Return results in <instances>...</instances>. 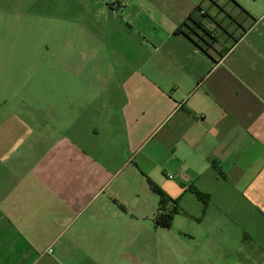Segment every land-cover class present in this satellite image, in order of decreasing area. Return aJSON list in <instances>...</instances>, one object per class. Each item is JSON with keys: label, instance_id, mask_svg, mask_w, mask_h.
I'll use <instances>...</instances> for the list:
<instances>
[{"label": "crops", "instance_id": "0c3cea01", "mask_svg": "<svg viewBox=\"0 0 264 264\" xmlns=\"http://www.w3.org/2000/svg\"><path fill=\"white\" fill-rule=\"evenodd\" d=\"M208 1L139 0L147 19L88 2L89 22L55 23L39 96L10 49L30 35H0L22 73L0 97V264H264V0ZM191 14L206 32L176 31ZM152 184L189 239H161Z\"/></svg>", "mask_w": 264, "mask_h": 264}, {"label": "rangeland", "instance_id": "374dc122", "mask_svg": "<svg viewBox=\"0 0 264 264\" xmlns=\"http://www.w3.org/2000/svg\"><path fill=\"white\" fill-rule=\"evenodd\" d=\"M4 0H1L0 4V22L2 19H8L10 28L14 26V29L8 30V25L2 26L0 29V35H30L28 38H16L10 41V49L13 51H29L30 61L32 63V69L29 75L31 82V88L33 95H40V82L54 81L55 73H45L40 71V63L43 59V55H46L49 49L55 42V33L58 34V30H55V23H60L62 28L60 33L70 34L76 28L78 29L81 23L89 22L93 16V9L88 8L86 5L93 0H13V7L10 9H4ZM102 2H109L116 6L117 10L123 17L136 18L138 16L143 19H147L148 16L155 14L154 8L151 4L141 5L139 0H100ZM150 1V0H149ZM238 0H219V4H233ZM250 4H256L259 7H263L262 0H246ZM138 2V3H137ZM206 5L210 9L216 10V6L206 0ZM128 7H127V6ZM127 9V13L124 11ZM9 10V12H7ZM227 10V9H226ZM228 11V10H227ZM123 13V14H122ZM5 24V23H4ZM79 24V25H78ZM52 35L51 38L44 40L41 35ZM6 56L4 61H6ZM20 72L6 71L0 69V97L8 98L12 96L14 92L19 91L18 82L21 80ZM27 79V73H26ZM11 82H14L12 84ZM17 84V85H16ZM199 227L195 221L189 217L181 215L173 221L170 228H163L161 230V239L180 242L185 239H189V236L185 234H191Z\"/></svg>", "mask_w": 264, "mask_h": 264}, {"label": "trees", "instance_id": "16d2710c", "mask_svg": "<svg viewBox=\"0 0 264 264\" xmlns=\"http://www.w3.org/2000/svg\"><path fill=\"white\" fill-rule=\"evenodd\" d=\"M240 8H242V7L240 6ZM202 10H203V4L198 5V7L196 8V11L201 13ZM242 10L244 12H246L248 14V16H251L245 9L242 8ZM205 16H206V14L204 13V14H201L200 17H205ZM195 27L202 28L203 31L206 32L205 28H204V25L202 24L201 20L199 18H197V16L191 14L187 18V20L179 28H177L176 31L177 32H185L187 34V36L190 37L191 36L190 34L195 32V29H194ZM183 28H184V30H182ZM185 28H187L188 31L185 30ZM152 187H153V190H155L161 197V199H160L161 207H160L159 210H161L162 213L158 212V214L156 216V222L161 227L170 228L172 226V224H173V221H174L176 215L179 213V210H178V207H177V203L175 202L174 207H172L169 210H166V205L169 202L167 197H166V195L162 192L161 189H159L154 184H152ZM194 193L197 195V197L201 201H203L204 206L206 208V206L208 205V202H209L207 196L205 194H203L202 192L196 190V189L194 190Z\"/></svg>", "mask_w": 264, "mask_h": 264}, {"label": "built area", "instance_id": "2783aa9c", "mask_svg": "<svg viewBox=\"0 0 264 264\" xmlns=\"http://www.w3.org/2000/svg\"><path fill=\"white\" fill-rule=\"evenodd\" d=\"M205 12L202 10L201 11V14H204ZM159 213H162V211L161 210H159Z\"/></svg>", "mask_w": 264, "mask_h": 264}]
</instances>
